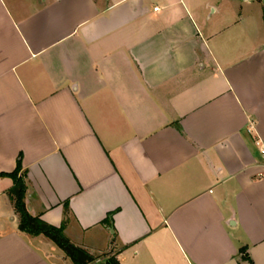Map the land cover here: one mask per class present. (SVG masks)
<instances>
[{
  "label": "crops",
  "instance_id": "obj_1",
  "mask_svg": "<svg viewBox=\"0 0 264 264\" xmlns=\"http://www.w3.org/2000/svg\"><path fill=\"white\" fill-rule=\"evenodd\" d=\"M195 1L0 0V175L92 263L264 264V0ZM12 187L0 264H73Z\"/></svg>",
  "mask_w": 264,
  "mask_h": 264
},
{
  "label": "trees",
  "instance_id": "obj_2",
  "mask_svg": "<svg viewBox=\"0 0 264 264\" xmlns=\"http://www.w3.org/2000/svg\"><path fill=\"white\" fill-rule=\"evenodd\" d=\"M264 19V9H263ZM21 166L20 162L17 163L16 169L9 174H2L0 176H6L12 179L13 187L9 191V196L14 204V210L19 218V230L32 236L43 235L51 240L63 253L71 260L73 264H90L95 259L89 255L85 250L74 246L68 238L64 235V226L54 227L46 224L39 217H33L28 213L26 208L24 197L26 191V185L24 175L20 174ZM111 216V215H110ZM111 218V217H110ZM110 223V219H108ZM245 249H242L240 253H244ZM242 261L247 264H253L248 256L243 255ZM100 264H119L114 256H110L104 263Z\"/></svg>",
  "mask_w": 264,
  "mask_h": 264
},
{
  "label": "rangeland",
  "instance_id": "obj_3",
  "mask_svg": "<svg viewBox=\"0 0 264 264\" xmlns=\"http://www.w3.org/2000/svg\"><path fill=\"white\" fill-rule=\"evenodd\" d=\"M195 3L197 6H200L199 12H200L201 20L203 24H205L206 26L217 23L219 20L222 19L223 14L227 15V13L229 14V12L231 11H238L239 6H244V2L242 0H235L232 2V4L222 5V8L218 9V11L215 14L213 13L211 15H208L209 10L205 8L204 5H202V1H195ZM90 264H96V263H90Z\"/></svg>",
  "mask_w": 264,
  "mask_h": 264
},
{
  "label": "built area",
  "instance_id": "obj_4",
  "mask_svg": "<svg viewBox=\"0 0 264 264\" xmlns=\"http://www.w3.org/2000/svg\"><path fill=\"white\" fill-rule=\"evenodd\" d=\"M260 153H261V155L264 157V148H261V149H260Z\"/></svg>",
  "mask_w": 264,
  "mask_h": 264
},
{
  "label": "water",
  "instance_id": "obj_5",
  "mask_svg": "<svg viewBox=\"0 0 264 264\" xmlns=\"http://www.w3.org/2000/svg\"><path fill=\"white\" fill-rule=\"evenodd\" d=\"M111 232H112V230H111Z\"/></svg>",
  "mask_w": 264,
  "mask_h": 264
}]
</instances>
